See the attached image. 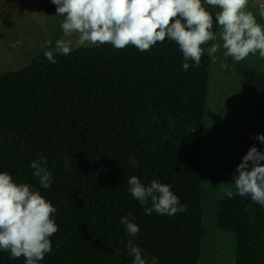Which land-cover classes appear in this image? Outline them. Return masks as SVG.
<instances>
[{
    "label": "trees",
    "instance_id": "16d2710c",
    "mask_svg": "<svg viewBox=\"0 0 264 264\" xmlns=\"http://www.w3.org/2000/svg\"><path fill=\"white\" fill-rule=\"evenodd\" d=\"M214 22H215V18ZM214 32L217 26L214 23ZM63 35L29 65L0 75V172L25 183L49 201L58 231L39 264H132L127 242L148 264H200L202 259L205 116L213 56L207 52L184 70L183 54L167 37L150 50L111 44L54 52ZM210 41L203 47H210ZM260 120L255 133L240 135L242 157L255 146L264 153V73L242 69ZM41 156L52 173L48 189L32 175ZM136 161V166L131 160ZM137 176L171 185L186 211L145 213L128 191ZM235 192V190H233ZM137 224L135 237L120 218ZM216 225L236 235L233 264H264V207L234 195L217 202ZM0 264H25L0 250Z\"/></svg>",
    "mask_w": 264,
    "mask_h": 264
},
{
    "label": "clouds",
    "instance_id": "9594fccd",
    "mask_svg": "<svg viewBox=\"0 0 264 264\" xmlns=\"http://www.w3.org/2000/svg\"><path fill=\"white\" fill-rule=\"evenodd\" d=\"M56 15L63 17L60 23L62 37L55 41L54 50L44 56L55 63L54 52L68 55L72 50L73 36L77 47L111 44L116 49L132 45L141 52L150 50L157 42L167 37L174 41L183 54L182 67L188 70L189 61L195 66L201 63L207 52L213 56L218 51L234 62L244 61L258 53L264 58V25L258 23L257 14L264 19V5L257 13L248 10L249 0H51ZM218 9L213 14L204 5ZM214 23L218 32H214ZM210 47H203L210 41ZM52 41H46L45 46ZM264 143V134L256 137ZM136 166V161L131 160ZM43 156L30 162L32 175L39 185L48 189L52 173ZM232 188L225 195L250 197L264 207V153L252 146L233 175ZM128 191L145 213L174 215L186 211L171 185L152 180L145 185L133 175L127 179ZM56 208L39 191L25 183H16L7 172H0V250L10 253L11 259L23 257L25 264H39L52 251L50 237L58 227L52 214ZM129 236L139 233L137 224L128 216L120 218ZM128 255L134 257L132 264H148L142 249L132 240L127 242ZM151 264H157L153 258Z\"/></svg>",
    "mask_w": 264,
    "mask_h": 264
},
{
    "label": "rangeland",
    "instance_id": "374dc122",
    "mask_svg": "<svg viewBox=\"0 0 264 264\" xmlns=\"http://www.w3.org/2000/svg\"><path fill=\"white\" fill-rule=\"evenodd\" d=\"M261 5L264 0H249L248 10L257 13ZM56 7L51 0H0V75L29 65L33 57L48 48L45 42L51 41L63 20L56 15ZM204 7L215 18L218 9ZM256 18L264 25V19L258 14ZM76 38H71L72 48H79ZM249 67L264 73V58L257 53L237 63L225 58L222 51L213 57L204 124L200 264H233L236 258V235L216 225V207L218 200L226 197V189L235 190L229 182H234L233 175L243 158L240 135L255 133L260 125L251 93L240 74Z\"/></svg>",
    "mask_w": 264,
    "mask_h": 264
}]
</instances>
